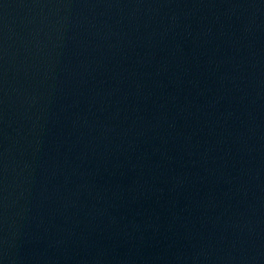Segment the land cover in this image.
<instances>
[{
	"label": "water",
	"instance_id": "95a60500",
	"mask_svg": "<svg viewBox=\"0 0 264 264\" xmlns=\"http://www.w3.org/2000/svg\"><path fill=\"white\" fill-rule=\"evenodd\" d=\"M0 264H264V0H0Z\"/></svg>",
	"mask_w": 264,
	"mask_h": 264
}]
</instances>
